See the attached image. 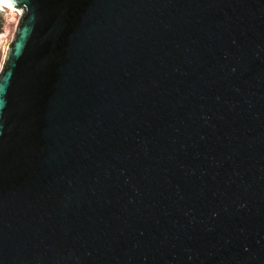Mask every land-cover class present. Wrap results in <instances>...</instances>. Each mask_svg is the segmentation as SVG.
I'll list each match as a JSON object with an SVG mask.
<instances>
[{
	"label": "water",
	"instance_id": "95a60500",
	"mask_svg": "<svg viewBox=\"0 0 264 264\" xmlns=\"http://www.w3.org/2000/svg\"><path fill=\"white\" fill-rule=\"evenodd\" d=\"M0 3V264H264V0Z\"/></svg>",
	"mask_w": 264,
	"mask_h": 264
},
{
	"label": "rangeland",
	"instance_id": "374dc122",
	"mask_svg": "<svg viewBox=\"0 0 264 264\" xmlns=\"http://www.w3.org/2000/svg\"><path fill=\"white\" fill-rule=\"evenodd\" d=\"M20 14V9L11 11L0 7V69L2 67L7 45L10 43L13 33L15 32V26Z\"/></svg>",
	"mask_w": 264,
	"mask_h": 264
},
{
	"label": "bare ground",
	"instance_id": "6f19581e",
	"mask_svg": "<svg viewBox=\"0 0 264 264\" xmlns=\"http://www.w3.org/2000/svg\"><path fill=\"white\" fill-rule=\"evenodd\" d=\"M4 4H2V3H0V7H3V9H4ZM5 7H7L9 10H11V11H16L15 9H13V8H10V7H8V6H5ZM19 12V11H18Z\"/></svg>",
	"mask_w": 264,
	"mask_h": 264
}]
</instances>
